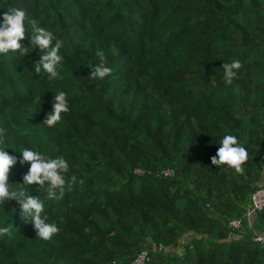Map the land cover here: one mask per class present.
Returning <instances> with one entry per match:
<instances>
[{
    "label": "trees",
    "instance_id": "trees-1",
    "mask_svg": "<svg viewBox=\"0 0 264 264\" xmlns=\"http://www.w3.org/2000/svg\"><path fill=\"white\" fill-rule=\"evenodd\" d=\"M9 7L64 41V79L34 73L38 49L0 56V128L14 149L63 155L83 183L47 202L61 229L51 241L15 201L0 206L12 225L0 264H133L152 243L166 251L145 264H264L247 223L229 226L264 184V0H0ZM100 51L113 70L102 81L88 77ZM232 59L242 68L225 84ZM59 90L70 111L48 128ZM225 131L249 149L243 174L211 164ZM26 171L15 165L9 181ZM254 221L264 234V209Z\"/></svg>",
    "mask_w": 264,
    "mask_h": 264
},
{
    "label": "clouds",
    "instance_id": "clouds-1",
    "mask_svg": "<svg viewBox=\"0 0 264 264\" xmlns=\"http://www.w3.org/2000/svg\"><path fill=\"white\" fill-rule=\"evenodd\" d=\"M28 33L29 46L22 41ZM64 41L58 38L54 31L29 20L23 9L9 7L0 12V56L9 54L25 56L38 49L39 59L32 62V68L37 76L43 74L48 83L59 82L64 79V57L61 49ZM99 63L90 66L92 69L88 77L104 80L112 74V68L107 66L102 51L97 52ZM242 64L239 59L224 62L221 66L225 84H230L238 76ZM41 96L37 95L34 103L41 105ZM70 111V101L66 91L59 90L51 100V111L47 112L43 121L48 128L58 126L62 121V114ZM218 148L212 156L211 164L219 171H233L243 174L245 165L249 161V149L245 142L227 131L217 140ZM8 149L19 153L10 154ZM24 167L27 171L22 174V183L9 181L10 173L15 165ZM71 172L70 162L63 155L50 156L34 147H16L7 136V130L0 128V206L7 201H15L21 218L30 221L34 227L36 237L41 241H51L61 231L55 221H49L46 211L47 202L61 201L66 192H72L75 186L82 184ZM36 185L38 195H29V187ZM11 224H0V238L10 236Z\"/></svg>",
    "mask_w": 264,
    "mask_h": 264
},
{
    "label": "built area",
    "instance_id": "built-area-1",
    "mask_svg": "<svg viewBox=\"0 0 264 264\" xmlns=\"http://www.w3.org/2000/svg\"><path fill=\"white\" fill-rule=\"evenodd\" d=\"M173 174V171L165 172L166 176ZM264 209V184H261L259 188L251 195L248 205L245 208V214L242 219L233 220L229 222V226L232 231L242 230L244 228V221L247 223L248 227L252 230V239L264 246V234H258L257 231L253 229L254 220L256 215ZM165 247L157 246L155 244H150L147 249L139 252L133 264H145L150 260L152 253L164 252Z\"/></svg>",
    "mask_w": 264,
    "mask_h": 264
},
{
    "label": "rangeland",
    "instance_id": "rangeland-1",
    "mask_svg": "<svg viewBox=\"0 0 264 264\" xmlns=\"http://www.w3.org/2000/svg\"><path fill=\"white\" fill-rule=\"evenodd\" d=\"M189 240V236L187 238H185L184 242ZM182 248L179 247V249L177 250V252H180ZM182 252V251H181Z\"/></svg>",
    "mask_w": 264,
    "mask_h": 264
}]
</instances>
